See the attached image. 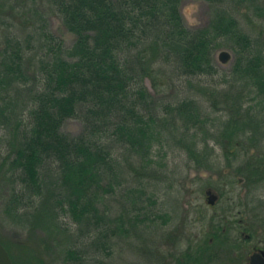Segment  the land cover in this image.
Instances as JSON below:
<instances>
[{"label": "trees", "instance_id": "trees-1", "mask_svg": "<svg viewBox=\"0 0 264 264\" xmlns=\"http://www.w3.org/2000/svg\"><path fill=\"white\" fill-rule=\"evenodd\" d=\"M186 1L0 0L6 207L30 232L60 238L63 264H121L118 242L158 222L143 180L158 178L156 150H179L197 170L241 163L233 182L264 186V0H202L211 17L194 29ZM49 14L72 45L51 31ZM221 49L234 54L228 71L216 63ZM147 80L156 91L169 82L172 101L156 99ZM179 81L193 95L182 97ZM70 120L82 123L79 135L64 132ZM228 215L164 264H246Z\"/></svg>", "mask_w": 264, "mask_h": 264}, {"label": "rangeland", "instance_id": "rangeland-1", "mask_svg": "<svg viewBox=\"0 0 264 264\" xmlns=\"http://www.w3.org/2000/svg\"><path fill=\"white\" fill-rule=\"evenodd\" d=\"M211 12V7L202 0H188L182 6L185 24L191 29L206 26ZM28 18L30 17L27 16L25 19ZM46 18L50 21L51 31L63 39L66 45H72L75 37L64 29L61 21L52 14L47 15ZM222 51H228L232 56L234 54L230 49H221L216 54L219 68L228 71L232 67L233 59L227 64L221 63L219 54ZM194 82L196 83V80ZM165 83V86L161 85L163 86L161 91H156L151 81H146L147 88L156 99H163V102L172 101V93L175 91L170 88L169 82ZM176 85L182 97L193 95L194 92L187 82L179 81ZM204 104L208 106L205 102ZM63 130L69 135L77 136L82 132L83 125L79 121L70 120L65 123ZM5 133L0 130L1 140L4 139ZM0 150V242L11 258L13 254V264L14 259L18 264H26L41 256L50 264H63L60 238H51L41 230L30 232L29 227H25L28 224L21 225L9 214L6 204L11 190L9 185L3 184L5 171L2 167V161L8 156V151L2 144ZM251 153L259 156L256 150ZM153 155L152 167L156 169L158 178L151 181L152 177H143L147 187L145 198L150 199L148 202L152 213L160 215L161 218L149 229V232H146L147 236L142 237L144 231L141 229L139 235L132 234L128 239L118 242L115 252L121 259V264H164L163 259L170 260L172 254L185 251L189 248L190 242H196L198 238L207 235L212 222L225 223L221 219L228 213L230 220L234 222L229 234L233 238L242 240L246 264H250L249 257L254 248H264V225L260 223L264 220V208H260L261 204L264 205V186H260L256 192H251L252 189L248 190L243 180L235 184L234 171L241 163L234 165L230 170L224 166L225 161L222 158L219 165L223 163V167L216 172L191 167L187 157L179 150L172 152L166 148L164 151L156 150ZM208 190H212L219 197L215 205L208 203L206 195ZM117 200L120 198L112 201V211L119 214L121 205ZM253 211H256L255 215L258 219L256 217L254 219ZM146 224L152 223L147 221ZM250 232L253 233L252 237ZM28 247L31 249L33 247L35 250ZM156 252L160 254V262Z\"/></svg>", "mask_w": 264, "mask_h": 264}, {"label": "water", "instance_id": "water-1", "mask_svg": "<svg viewBox=\"0 0 264 264\" xmlns=\"http://www.w3.org/2000/svg\"><path fill=\"white\" fill-rule=\"evenodd\" d=\"M232 59V54L228 51H222L219 54V60L223 64H227ZM208 197V203L210 205H215L219 200V197L214 194L212 190L206 192ZM0 264H13L12 258L7 251V249L0 243ZM250 264H264V251H260L256 254H253L250 257Z\"/></svg>", "mask_w": 264, "mask_h": 264}, {"label": "flooded vegetation", "instance_id": "flooded-vegetation-1", "mask_svg": "<svg viewBox=\"0 0 264 264\" xmlns=\"http://www.w3.org/2000/svg\"><path fill=\"white\" fill-rule=\"evenodd\" d=\"M248 238H250V236H248ZM261 250L264 251V248L255 247V248H254V251H253V253L250 255V257H251L253 254H256V253L260 252ZM250 257H249V258H250Z\"/></svg>", "mask_w": 264, "mask_h": 264}]
</instances>
